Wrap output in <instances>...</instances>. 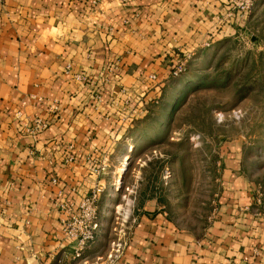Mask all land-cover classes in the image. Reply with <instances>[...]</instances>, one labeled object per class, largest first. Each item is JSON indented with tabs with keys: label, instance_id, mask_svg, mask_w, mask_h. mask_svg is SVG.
Listing matches in <instances>:
<instances>
[{
	"label": "crops",
	"instance_id": "crops-1",
	"mask_svg": "<svg viewBox=\"0 0 264 264\" xmlns=\"http://www.w3.org/2000/svg\"><path fill=\"white\" fill-rule=\"evenodd\" d=\"M226 2L0 0V264L103 262L119 200L111 185L140 152L136 134L153 116L156 86L160 100L176 57L196 62L245 24L249 15L229 16ZM35 119L47 128L30 130ZM229 151L205 229L174 223L147 182L114 264H264V197L237 147ZM97 184L101 229L73 260L58 205Z\"/></svg>",
	"mask_w": 264,
	"mask_h": 264
},
{
	"label": "rangeland",
	"instance_id": "rangeland-1",
	"mask_svg": "<svg viewBox=\"0 0 264 264\" xmlns=\"http://www.w3.org/2000/svg\"><path fill=\"white\" fill-rule=\"evenodd\" d=\"M260 3L232 38L206 48L196 62L188 64V58L185 72L172 76L153 104V116L136 134L140 152L127 161L125 175L118 170L125 183L136 176L139 189L150 183L169 217L183 229L199 231L208 226L222 157L230 154V146L237 147L235 159L255 182L259 197H264V7ZM235 110L241 111V119L233 117Z\"/></svg>",
	"mask_w": 264,
	"mask_h": 264
},
{
	"label": "built area",
	"instance_id": "built-area-1",
	"mask_svg": "<svg viewBox=\"0 0 264 264\" xmlns=\"http://www.w3.org/2000/svg\"><path fill=\"white\" fill-rule=\"evenodd\" d=\"M228 7V15L243 20L251 13L255 3L259 0H226ZM205 46H208L206 44ZM188 56L176 57L175 64L172 66L171 75L173 77L180 76L186 70ZM69 71V67L67 68ZM74 78L79 81H85V78L80 75H74ZM150 79L155 81L156 76L151 75ZM157 94L151 99V102L157 104L160 97V84H157ZM57 107L55 104L50 106V111L55 112ZM221 114V113H220ZM218 115L221 121L223 115ZM233 117L237 120L241 119L242 113L240 110L233 111ZM47 128V124L40 119H35L30 130L40 131ZM68 160L71 157L67 158ZM126 160L123 161L122 168H126ZM99 171V170H98ZM113 191L119 193V202L113 207L111 215L110 233L108 251L106 257L101 264H114L122 255L126 246V238L128 226L131 221L132 212L138 194V178L133 176L129 183H125L123 175L119 179V175L111 185ZM104 185L97 184L92 188L88 195L82 197L77 203H62L58 208L63 214L61 219L63 236L71 241L72 259L81 260L82 253L86 246L95 240L98 232L101 229L98 219V203L104 191ZM261 196L258 195L260 203ZM81 264H90L88 261L82 260Z\"/></svg>",
	"mask_w": 264,
	"mask_h": 264
},
{
	"label": "bare ground",
	"instance_id": "bare-ground-1",
	"mask_svg": "<svg viewBox=\"0 0 264 264\" xmlns=\"http://www.w3.org/2000/svg\"><path fill=\"white\" fill-rule=\"evenodd\" d=\"M123 169H124V168H122V167H121V169H119V173H120V175L123 173Z\"/></svg>",
	"mask_w": 264,
	"mask_h": 264
}]
</instances>
